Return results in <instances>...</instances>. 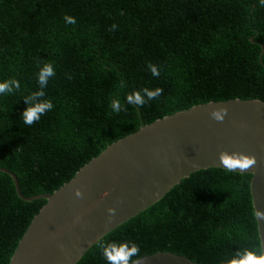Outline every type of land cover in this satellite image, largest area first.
Here are the masks:
<instances>
[{"label":"trees","instance_id":"obj_1","mask_svg":"<svg viewBox=\"0 0 264 264\" xmlns=\"http://www.w3.org/2000/svg\"><path fill=\"white\" fill-rule=\"evenodd\" d=\"M66 14L77 23L66 24ZM45 63L56 71L45 89L54 110L28 126L24 98L39 91ZM9 78L21 87L0 95V169L17 177L24 197L51 196L143 126L210 102L264 101V7L259 0H0V82ZM144 88L163 95L143 108L126 100ZM251 179L223 169L193 173L78 264H106L98 245L111 242H135L143 258L172 253L195 264L256 251ZM46 204L21 201L0 172V264H10Z\"/></svg>","mask_w":264,"mask_h":264},{"label":"water","instance_id":"obj_2","mask_svg":"<svg viewBox=\"0 0 264 264\" xmlns=\"http://www.w3.org/2000/svg\"><path fill=\"white\" fill-rule=\"evenodd\" d=\"M217 108L228 109L223 123L210 116ZM221 152L255 156L257 163L246 170H229L219 160ZM209 169L251 175L254 212H264V101L210 102L143 126L108 146L51 196L24 197L17 177L0 169L13 180L21 201L47 202L10 264H78L93 246L149 210L184 179ZM76 188L84 191L83 199L75 198ZM109 208L116 209L111 223ZM256 221L260 245H264V219L256 217ZM142 264L195 263L159 253L145 257Z\"/></svg>","mask_w":264,"mask_h":264},{"label":"clouds","instance_id":"obj_3","mask_svg":"<svg viewBox=\"0 0 264 264\" xmlns=\"http://www.w3.org/2000/svg\"><path fill=\"white\" fill-rule=\"evenodd\" d=\"M259 3L261 7H264V0H259ZM64 20L68 25H74L77 23L75 17L67 14L64 16ZM116 28L117 26L113 25V30H116ZM148 68L152 76L157 78L160 77L161 72L157 65L148 64ZM55 75L56 71L52 63H45L43 67L40 68V71L38 72L39 91H36L24 98V102L27 104V108L21 114L24 124L33 126L39 122L43 116L54 110L52 100L45 99V89L48 87L50 78L55 77ZM20 87L21 85L19 80L9 78L4 82H0V95L14 94L15 91L20 89ZM163 91L164 90L162 88H156L154 90L144 88L141 91H134L133 93L127 95L126 100L138 108H143L150 101L160 98L163 95ZM111 109L119 114L122 109L121 102L119 100H114L111 104ZM124 110H127V108L124 107ZM227 115V108H217L210 113L211 118L218 123H223ZM219 160L221 164L226 168H229V170H235L236 168L246 170L253 167L257 163L255 156H248L243 153L221 152ZM233 161H241L242 163L235 165L233 164ZM192 166L197 167L198 165L193 164ZM74 195L76 199H83L84 191L81 188H76L74 190ZM155 195H158V193ZM108 213L109 223H111L115 218L116 209L109 208ZM254 215L258 219H264V212L257 211ZM98 247L101 248L106 264H142L144 259L140 255L139 245L135 242L101 243ZM224 264H264V245H260L256 251H237L234 253L233 257L225 261Z\"/></svg>","mask_w":264,"mask_h":264}]
</instances>
